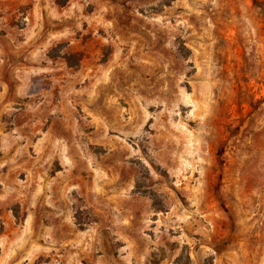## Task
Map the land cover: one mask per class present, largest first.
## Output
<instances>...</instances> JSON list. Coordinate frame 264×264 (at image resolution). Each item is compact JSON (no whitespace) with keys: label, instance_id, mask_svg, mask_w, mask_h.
Instances as JSON below:
<instances>
[{"label":"rangeland","instance_id":"rangeland-1","mask_svg":"<svg viewBox=\"0 0 264 264\" xmlns=\"http://www.w3.org/2000/svg\"><path fill=\"white\" fill-rule=\"evenodd\" d=\"M0 264H264V0H0Z\"/></svg>","mask_w":264,"mask_h":264},{"label":"trees","instance_id":"trees-1","mask_svg":"<svg viewBox=\"0 0 264 264\" xmlns=\"http://www.w3.org/2000/svg\"><path fill=\"white\" fill-rule=\"evenodd\" d=\"M57 2H58L59 4H61V5H62V4H65V3H66V0H64V1H61L62 3H61L60 1H58V0H57Z\"/></svg>","mask_w":264,"mask_h":264}]
</instances>
